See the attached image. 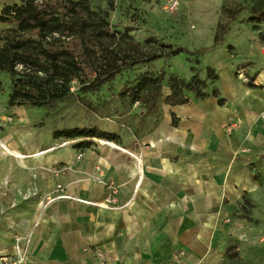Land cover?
I'll use <instances>...</instances> for the list:
<instances>
[{
	"label": "crops",
	"instance_id": "0c3cea01",
	"mask_svg": "<svg viewBox=\"0 0 264 264\" xmlns=\"http://www.w3.org/2000/svg\"><path fill=\"white\" fill-rule=\"evenodd\" d=\"M244 71L254 86L219 73L224 104L189 94L188 104L167 106L151 134L127 143L117 133L118 151L78 159L69 148L33 149L46 139L26 132H18L26 152L0 139L20 157L8 155L48 167L33 182L42 199L0 223V258L15 253L21 236L26 264H264V64ZM58 185L73 199L45 208ZM111 188L116 209L76 200L104 203Z\"/></svg>",
	"mask_w": 264,
	"mask_h": 264
},
{
	"label": "rangeland",
	"instance_id": "374dc122",
	"mask_svg": "<svg viewBox=\"0 0 264 264\" xmlns=\"http://www.w3.org/2000/svg\"><path fill=\"white\" fill-rule=\"evenodd\" d=\"M90 2L96 11L107 16L114 29L123 31L130 28L131 34L140 42L152 37L163 44L183 47L193 54H180L170 59H160L127 69L97 90H81L78 84H74L71 88L74 96L62 103L59 110L48 118L45 117V108L9 107L13 79L8 73H0V139L10 148L21 152H26V148L29 150L27 142L18 137V132H26L31 134L32 140L41 137L46 139V144L33 149L43 151L57 147V152H61L69 148L80 154L78 159H82L79 157L86 151H92L94 154L110 149L118 151V148L111 146L114 144L111 142H83L84 144L78 147L83 139L74 143L68 140H54L52 133L64 128L97 126L104 131L120 134L129 143L137 134H151L152 131L149 130L168 114V107L164 104H159L156 115H150L142 103L121 96L124 88L133 84L140 75L146 72H165V97L169 94L170 76L188 81L197 72L200 78L205 80L207 68L212 67L218 74L231 71L239 81L247 84L249 78L244 70L253 69L260 63L264 64V22L253 24L248 21L254 13L264 9V0ZM22 3L23 0H0V13L7 5ZM173 3L177 7L171 10L169 7ZM224 8L238 10L236 19L225 16ZM219 25L225 26L226 32L222 44L215 47L214 38ZM10 27L0 24V34L6 33ZM212 87L209 85V90ZM67 144L70 145L66 146ZM6 153L0 146V223L3 218L26 210L35 200L42 199L33 182L40 170L45 172L48 169L46 165L34 167L36 161L12 157L20 155L10 149ZM22 170L28 172V178L23 176Z\"/></svg>",
	"mask_w": 264,
	"mask_h": 264
},
{
	"label": "trees",
	"instance_id": "16d2710c",
	"mask_svg": "<svg viewBox=\"0 0 264 264\" xmlns=\"http://www.w3.org/2000/svg\"><path fill=\"white\" fill-rule=\"evenodd\" d=\"M223 14L236 19L239 11L224 8ZM248 21L264 22V9ZM0 24L11 26L0 34V73H8L13 79L8 106L45 108L46 118L74 96L71 93L74 84L81 90H97L127 69L180 54H193L152 37L140 42L130 28L114 29L107 16L96 11L90 0H23L21 5L3 7ZM225 32L226 27L219 25L215 47L222 44ZM164 81L165 72H146L125 87L121 96L142 103L150 115L157 114L160 103L169 107L188 104L189 94L198 99L213 96L219 104H224L216 87L219 75L212 67L207 68L205 80L197 72L188 81L170 76L169 94L165 97ZM209 85L213 86L211 93ZM249 85L254 86L252 82ZM172 118L173 126H177L178 119L174 114ZM52 137L73 143L83 139L78 147L83 142H91L87 139L116 144L121 141L117 133L97 126L54 130Z\"/></svg>",
	"mask_w": 264,
	"mask_h": 264
},
{
	"label": "built area",
	"instance_id": "2783aa9c",
	"mask_svg": "<svg viewBox=\"0 0 264 264\" xmlns=\"http://www.w3.org/2000/svg\"><path fill=\"white\" fill-rule=\"evenodd\" d=\"M176 7L177 5L173 3L170 5L169 9L174 10ZM247 152H249V150ZM132 156L133 158H135L139 166L143 164V160L140 156H135V155ZM79 158H81V156ZM67 171H68L67 168H63V169L54 170L53 173L57 177H59L61 175H64ZM111 191H112L111 192L112 195H110L109 198L104 203H93L81 199H76V200L80 203H84L88 205H95L98 207H105L108 209H116L117 208L115 206L116 199L114 196L116 195L117 191L115 188H111ZM69 199H73V198L64 192V188L62 185H58L56 187V191L53 194L44 197L43 205L46 208L49 205L55 203L56 201L69 200ZM28 253H29V242L26 241L25 238L21 236H17L15 237V253L12 256L1 257L0 264H26L28 259Z\"/></svg>",
	"mask_w": 264,
	"mask_h": 264
},
{
	"label": "bare ground",
	"instance_id": "6f19581e",
	"mask_svg": "<svg viewBox=\"0 0 264 264\" xmlns=\"http://www.w3.org/2000/svg\"><path fill=\"white\" fill-rule=\"evenodd\" d=\"M32 136H33V135H32ZM0 146H1L2 150L5 151V153H6V151L9 150L8 147H6L5 143H3L2 141H0ZM26 158H27V157H26ZM40 158H41V157H40Z\"/></svg>",
	"mask_w": 264,
	"mask_h": 264
}]
</instances>
